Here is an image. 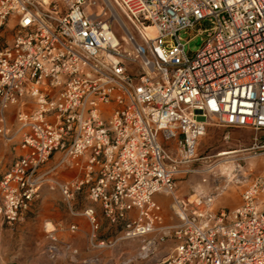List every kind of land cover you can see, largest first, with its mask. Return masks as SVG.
<instances>
[{
	"label": "built area",
	"instance_id": "2783aa9c",
	"mask_svg": "<svg viewBox=\"0 0 264 264\" xmlns=\"http://www.w3.org/2000/svg\"><path fill=\"white\" fill-rule=\"evenodd\" d=\"M101 2L96 13L97 0H0V31L14 24L0 45V138L20 151L0 175L4 225L58 191L90 227L98 254L85 264H264V174L234 208L216 206L225 187L178 186L213 172L196 168L211 126L255 132L251 148L223 156L237 163L232 181L246 183L243 154L264 132V0ZM192 41L199 48L187 52ZM45 230L50 259L78 255Z\"/></svg>",
	"mask_w": 264,
	"mask_h": 264
},
{
	"label": "crops",
	"instance_id": "0c3cea01",
	"mask_svg": "<svg viewBox=\"0 0 264 264\" xmlns=\"http://www.w3.org/2000/svg\"><path fill=\"white\" fill-rule=\"evenodd\" d=\"M13 27L14 24L11 23L9 27L0 31V45L10 44L12 42L14 37ZM7 119L9 127L14 128L16 125L15 107L9 109ZM19 155L20 151L17 147L0 138V175L11 167ZM54 193L59 192L54 191ZM181 195L183 194L181 193ZM45 201L44 199V204ZM36 202H34L29 211L22 214L21 219L12 228L6 227L0 218V264H33L32 262H34L33 260L35 258L28 251L31 250L34 253H38L45 248L48 241L45 242L42 234H46L45 226H50V224L53 226L51 232H55L61 247L71 245L79 252L78 255L70 253L64 254L54 264H85L86 259L98 254L89 248L90 227L85 218L72 216L62 199L52 203L46 201L47 206L52 205L49 211L45 207L44 209H47V211H35ZM86 205H91V203L85 200L81 204V207ZM94 206L97 210L99 220L102 223V237H108V223L102 215L100 206ZM72 225L78 226V230L75 233L70 230ZM32 227L36 228L37 233L35 236H28L27 232ZM109 256V252L101 253L102 261H107Z\"/></svg>",
	"mask_w": 264,
	"mask_h": 264
},
{
	"label": "rangeland",
	"instance_id": "374dc122",
	"mask_svg": "<svg viewBox=\"0 0 264 264\" xmlns=\"http://www.w3.org/2000/svg\"><path fill=\"white\" fill-rule=\"evenodd\" d=\"M97 1L99 2V6L94 8V12L99 13L103 9V3L101 0ZM112 7L114 8L115 12L121 16V12L115 6L113 1ZM107 14L110 15L111 12L108 11ZM206 25L207 24H203L202 27H205ZM10 33L13 34L12 32ZM114 33L120 40H122L123 36L126 35V32L117 22L114 24ZM182 37L184 40H187L190 36L188 34H182ZM198 48L199 47L196 45V41H192L186 46V51L196 52ZM254 139L255 132L248 129H225L215 126L209 127L206 135L201 139L198 146L197 154L201 160L196 164V168L205 169L208 166H216V168L212 173L207 172L205 174H194L178 181L180 193L187 195L195 189L198 190V192L202 191L204 193H210L217 186L221 187L222 189L225 187L224 193L218 198L216 206L234 208L239 205L241 202L240 195L244 185H247L254 178L264 174V132L258 133V148L243 154L247 157L249 156V158L241 162L243 172L246 177V183L243 185H237L234 183V181L230 183L228 182L235 174L233 170L237 163H223L224 158L226 157H218V154L222 151H235L251 148L255 143ZM203 176L208 177V183H200ZM44 199L48 201V203H52L62 199V196L60 193H54L45 190V193H43L42 197L36 202L35 211H47V209H44V207L48 208V211L49 208L51 209L52 205L50 204L47 206L46 201L44 204ZM170 201L171 200L168 199V201L165 203V213L167 216H169V209L167 206ZM83 202H85V199L82 198L80 203L82 204ZM49 227L50 226L48 225V229ZM36 231V228L32 227L29 229L27 234L28 236H35L37 233ZM46 235L47 234L45 233L42 234L45 242L48 241V237L46 238ZM28 253L32 255L33 258H35L33 261L36 264H54L56 262L48 257L45 252V248L38 253H34L31 250L28 251ZM34 262L32 263L35 264Z\"/></svg>",
	"mask_w": 264,
	"mask_h": 264
},
{
	"label": "bare ground",
	"instance_id": "6f19581e",
	"mask_svg": "<svg viewBox=\"0 0 264 264\" xmlns=\"http://www.w3.org/2000/svg\"><path fill=\"white\" fill-rule=\"evenodd\" d=\"M112 12H113V15L116 17L117 15H116V13L113 11V9H112ZM233 151H234V150H233ZM233 151H222V152H220V153L218 154V157H223V156H227V155L234 154L235 152H233ZM224 160H225V158H224ZM225 165H226V164H225ZM215 168H216V166H215ZM215 168H213V169H215ZM228 182H229V183L232 182V179H230ZM52 229H53V226L50 225V227H49V231H51Z\"/></svg>",
	"mask_w": 264,
	"mask_h": 264
},
{
	"label": "water",
	"instance_id": "95a60500",
	"mask_svg": "<svg viewBox=\"0 0 264 264\" xmlns=\"http://www.w3.org/2000/svg\"><path fill=\"white\" fill-rule=\"evenodd\" d=\"M200 44V40H198V42H197V45H199Z\"/></svg>",
	"mask_w": 264,
	"mask_h": 264
},
{
	"label": "trees",
	"instance_id": "16d2710c",
	"mask_svg": "<svg viewBox=\"0 0 264 264\" xmlns=\"http://www.w3.org/2000/svg\"><path fill=\"white\" fill-rule=\"evenodd\" d=\"M9 264H17V263H9Z\"/></svg>",
	"mask_w": 264,
	"mask_h": 264
}]
</instances>
